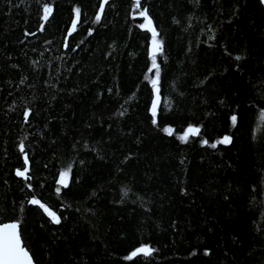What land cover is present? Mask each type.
<instances>
[{
	"label": "trees",
	"instance_id": "obj_1",
	"mask_svg": "<svg viewBox=\"0 0 264 264\" xmlns=\"http://www.w3.org/2000/svg\"><path fill=\"white\" fill-rule=\"evenodd\" d=\"M262 113L259 0H0V224L35 264H264Z\"/></svg>",
	"mask_w": 264,
	"mask_h": 264
},
{
	"label": "snow or ice",
	"instance_id": "obj_2",
	"mask_svg": "<svg viewBox=\"0 0 264 264\" xmlns=\"http://www.w3.org/2000/svg\"><path fill=\"white\" fill-rule=\"evenodd\" d=\"M105 3L108 2V0H104ZM141 0H135V6L136 8H140ZM77 11V16L79 15V9ZM51 12V8L46 7L45 8V17L46 20L47 13ZM103 12V5L100 6V13ZM139 15L144 18L145 23L141 25L142 28H147L148 31L152 33V68L156 69L155 72V79L152 80V84L155 87L159 80V66L156 63V57L157 54L162 51V45L161 42L157 39V32L156 29L153 27L152 20L150 17H148L147 10H143L139 12ZM101 18L100 14H97L96 21H99ZM76 22H73V28H75ZM237 60H240L241 57L237 56ZM151 71V69H150ZM158 94V89H157ZM157 103H158V95L157 100L153 101L152 106V124L154 126H158L157 122ZM120 115H123V113H120ZM28 113H25V117L27 118ZM261 118L264 119V113H262ZM237 117L233 115L231 117V122L233 125L236 124ZM162 131L171 136L174 134V129L171 127H164ZM201 132L199 127L191 126L189 125L187 129L183 132L182 135H178L177 139H179L183 143L189 142V138L193 136L199 135ZM231 142V138L229 136L223 137L221 140L217 141L216 143H211L210 147L216 148L217 144H228ZM203 144H208L209 142L207 140L202 141ZM20 151H24V145L23 142L20 144ZM27 156H25V164H27ZM28 169L25 168L23 171L17 170L18 176H26ZM71 171V166H69L68 169L61 172L59 183L63 185L64 187H67V180L69 177ZM57 193L60 192V188H57ZM126 195V193H125ZM33 205H39L44 212L50 217L51 222L54 224H60L61 218L54 212L51 211L47 206L42 204L39 200L33 198L30 201ZM155 249H152L150 246L144 245L139 248H137L133 253L132 256H137L138 254H143L144 256H150L152 252H154ZM0 264H33L32 256L30 255L27 248L24 246L21 233L19 231V225L17 223H8L0 225Z\"/></svg>",
	"mask_w": 264,
	"mask_h": 264
},
{
	"label": "rangeland",
	"instance_id": "obj_3",
	"mask_svg": "<svg viewBox=\"0 0 264 264\" xmlns=\"http://www.w3.org/2000/svg\"><path fill=\"white\" fill-rule=\"evenodd\" d=\"M143 18V17H142ZM145 23V20H144V18H143V24ZM145 29H147V28H145ZM153 95H154V98H153V101H155V100H157V87L155 86H153ZM158 101H159V97H158ZM158 104V103H157ZM152 106H153V103H152ZM152 106H151V110H152Z\"/></svg>",
	"mask_w": 264,
	"mask_h": 264
},
{
	"label": "water",
	"instance_id": "obj_4",
	"mask_svg": "<svg viewBox=\"0 0 264 264\" xmlns=\"http://www.w3.org/2000/svg\"><path fill=\"white\" fill-rule=\"evenodd\" d=\"M260 1V3H261V5L263 6V8H264V0H259ZM8 223H17V222H8ZM8 223H4V224H8ZM18 224V223H17ZM0 225H3V224H0ZM33 260V259H32ZM33 264H35L34 263V261H33Z\"/></svg>",
	"mask_w": 264,
	"mask_h": 264
}]
</instances>
